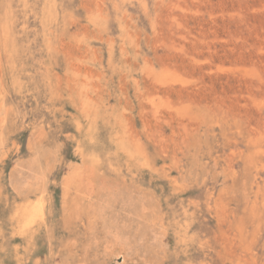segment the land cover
<instances>
[{
	"label": "rangeland",
	"instance_id": "obj_1",
	"mask_svg": "<svg viewBox=\"0 0 264 264\" xmlns=\"http://www.w3.org/2000/svg\"><path fill=\"white\" fill-rule=\"evenodd\" d=\"M0 264H264V0H0Z\"/></svg>",
	"mask_w": 264,
	"mask_h": 264
},
{
	"label": "bare ground",
	"instance_id": "obj_2",
	"mask_svg": "<svg viewBox=\"0 0 264 264\" xmlns=\"http://www.w3.org/2000/svg\"><path fill=\"white\" fill-rule=\"evenodd\" d=\"M78 126H79V125H78ZM98 128H99V127H98ZM89 130H90V128H89ZM99 131H100V130H99ZM96 133H97V132H96ZM84 134H85V133H84ZM86 134H87V132H86ZM87 135H88V134H87ZM91 135H92V134H91ZM84 137H85V136H84ZM90 140H91V139H90ZM92 140H94L93 137H92ZM92 140H91V141H92ZM87 142H88V141H87ZM89 143H90V142H89ZM107 143H108V141H107ZM90 144H91V143H90ZM92 144H93V143H92ZM109 144H110V143H109ZM98 146H99V145H98ZM111 146H112V144H111ZM95 147H96V146H95ZM104 147H105V146H104ZM95 150H97V149L95 148ZM111 150H112V149H111ZM92 152H94V151H92ZM103 153H104V152H103ZM93 154H94V153H93ZM90 155H91V154H90ZM93 156H94V155H93ZM97 158H98V157H97ZM99 159H100V158H99ZM30 210H31V209H30ZM22 211H23V210H22ZM34 214H35V213H34ZM18 215H19V214H18ZM35 215H36V214H35ZM26 216H27V215H26ZM37 216H38V215H37ZM17 218H18V216H17ZM24 218H25V217H24ZM26 218H27V217H26ZM28 218H29V217H28ZM35 218H36V217H35ZM24 220H25V219H24ZM18 221H19V219H18ZM20 221H21V219H20ZM21 222H22V221H21ZM21 222H20V224H21ZM23 222H24V221H23ZM23 222H22V224H23ZM26 222H27V220H26ZM26 222H25V223H26ZM25 223H24V224H25ZM29 223H30V222H29ZM27 225H28V224H27ZM25 226H26V224H25Z\"/></svg>",
	"mask_w": 264,
	"mask_h": 264
}]
</instances>
